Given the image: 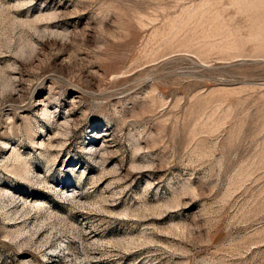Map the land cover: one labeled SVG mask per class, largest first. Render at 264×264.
Wrapping results in <instances>:
<instances>
[{
	"label": "rangeland",
	"instance_id": "374dc122",
	"mask_svg": "<svg viewBox=\"0 0 264 264\" xmlns=\"http://www.w3.org/2000/svg\"><path fill=\"white\" fill-rule=\"evenodd\" d=\"M0 264H264V0H0Z\"/></svg>",
	"mask_w": 264,
	"mask_h": 264
},
{
	"label": "bare ground",
	"instance_id": "6f19581e",
	"mask_svg": "<svg viewBox=\"0 0 264 264\" xmlns=\"http://www.w3.org/2000/svg\"><path fill=\"white\" fill-rule=\"evenodd\" d=\"M22 168H25V166L22 164ZM24 173H26L25 171H24Z\"/></svg>",
	"mask_w": 264,
	"mask_h": 264
}]
</instances>
